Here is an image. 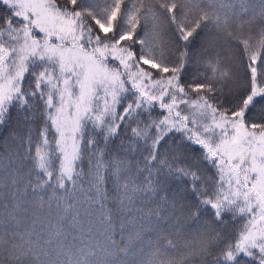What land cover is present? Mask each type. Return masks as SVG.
I'll use <instances>...</instances> for the list:
<instances>
[{
  "label": "snow or ice",
  "instance_id": "6c2138e0",
  "mask_svg": "<svg viewBox=\"0 0 264 264\" xmlns=\"http://www.w3.org/2000/svg\"><path fill=\"white\" fill-rule=\"evenodd\" d=\"M0 264H264V0H0Z\"/></svg>",
  "mask_w": 264,
  "mask_h": 264
}]
</instances>
